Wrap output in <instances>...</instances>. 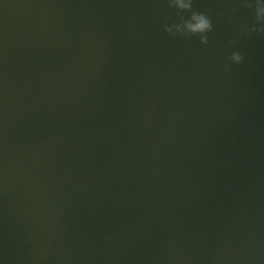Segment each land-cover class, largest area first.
I'll return each mask as SVG.
<instances>
[{
    "label": "water",
    "instance_id": "1",
    "mask_svg": "<svg viewBox=\"0 0 264 264\" xmlns=\"http://www.w3.org/2000/svg\"><path fill=\"white\" fill-rule=\"evenodd\" d=\"M195 6L0 0V264H264V34Z\"/></svg>",
    "mask_w": 264,
    "mask_h": 264
},
{
    "label": "clouds",
    "instance_id": "2",
    "mask_svg": "<svg viewBox=\"0 0 264 264\" xmlns=\"http://www.w3.org/2000/svg\"><path fill=\"white\" fill-rule=\"evenodd\" d=\"M196 0H167V6L176 10L178 19L172 23L165 22L164 29L170 35L182 37H198L201 44L209 43V33L214 25L209 15L196 8ZM251 6V5H248ZM255 22L244 26L247 33L264 34V0H254ZM244 59L239 49L233 48L227 56L225 69L233 64H239Z\"/></svg>",
    "mask_w": 264,
    "mask_h": 264
}]
</instances>
